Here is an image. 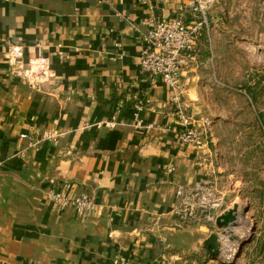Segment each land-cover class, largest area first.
I'll list each match as a JSON object with an SVG mask.
<instances>
[{
  "label": "crops",
  "instance_id": "1",
  "mask_svg": "<svg viewBox=\"0 0 264 264\" xmlns=\"http://www.w3.org/2000/svg\"><path fill=\"white\" fill-rule=\"evenodd\" d=\"M178 15L194 18L189 0H0V264H155L198 249L208 227L177 219L175 191L220 177L210 124L181 143L173 89L140 66L148 21ZM13 48L17 70L44 57L48 74L12 72ZM179 80L197 114V63ZM82 193L88 214L61 205Z\"/></svg>",
  "mask_w": 264,
  "mask_h": 264
},
{
  "label": "rangeland",
  "instance_id": "2",
  "mask_svg": "<svg viewBox=\"0 0 264 264\" xmlns=\"http://www.w3.org/2000/svg\"><path fill=\"white\" fill-rule=\"evenodd\" d=\"M206 16L197 44L202 110L190 115L210 121L207 142L220 177L209 180L225 198L203 220L208 228L198 249L164 264H264V0H208ZM233 206L241 223L229 241L215 219ZM211 235L222 248L216 257L204 243Z\"/></svg>",
  "mask_w": 264,
  "mask_h": 264
},
{
  "label": "built area",
  "instance_id": "3",
  "mask_svg": "<svg viewBox=\"0 0 264 264\" xmlns=\"http://www.w3.org/2000/svg\"><path fill=\"white\" fill-rule=\"evenodd\" d=\"M208 0H189V9L194 14L190 22H185L181 16H173L160 20H149V29L144 36V48L140 56L141 69L152 77H159L173 89V99L178 107L176 113L181 125L178 138L183 144L195 145L203 135L204 127L209 121L196 118L183 110L181 104L182 87L181 74L197 63V44L203 29L207 26ZM21 50L13 48L8 53V61L12 72L35 83L49 72L48 60L36 57L29 62V67L21 72L17 70V60L21 57ZM45 137L54 138L52 134ZM203 162V160H201ZM59 195H53V198ZM174 214L185 222L188 220L200 222L211 220L215 210L224 203L225 193L211 182L195 183L192 186L177 187L175 191ZM61 205L70 203L79 215H86L93 208V197L82 193L73 199L61 198ZM122 264H134L131 260ZM155 264H164L158 261Z\"/></svg>",
  "mask_w": 264,
  "mask_h": 264
},
{
  "label": "water",
  "instance_id": "4",
  "mask_svg": "<svg viewBox=\"0 0 264 264\" xmlns=\"http://www.w3.org/2000/svg\"><path fill=\"white\" fill-rule=\"evenodd\" d=\"M242 214L244 215L243 208ZM238 209L236 206H233V208H229L225 210L222 214L216 217L215 224L219 228H225L223 230V237L221 239H227L229 241L233 240L235 238L234 232L232 231L233 227H236L239 223L237 221V214ZM228 228V230H227ZM205 245L208 251L211 253L212 256L216 257L217 255L222 253L221 244L219 242V237L215 235H211L209 238L205 240Z\"/></svg>",
  "mask_w": 264,
  "mask_h": 264
},
{
  "label": "trees",
  "instance_id": "5",
  "mask_svg": "<svg viewBox=\"0 0 264 264\" xmlns=\"http://www.w3.org/2000/svg\"><path fill=\"white\" fill-rule=\"evenodd\" d=\"M177 219L181 222V220L178 217H177ZM188 222H191V220H188V221H185V222H182V223H188Z\"/></svg>",
  "mask_w": 264,
  "mask_h": 264
}]
</instances>
